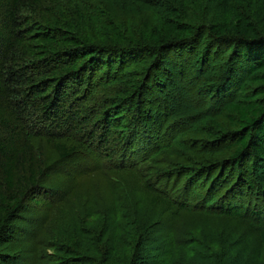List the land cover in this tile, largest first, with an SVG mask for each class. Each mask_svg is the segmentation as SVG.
I'll return each mask as SVG.
<instances>
[{"label": "trees", "instance_id": "obj_1", "mask_svg": "<svg viewBox=\"0 0 264 264\" xmlns=\"http://www.w3.org/2000/svg\"><path fill=\"white\" fill-rule=\"evenodd\" d=\"M195 2L209 8V23L194 24ZM178 3L179 9L151 16L128 33L122 17L102 0H0V263L7 261L1 249L25 210L55 209L46 188L52 179L48 153L67 159L84 147L116 174L135 172L137 156L146 151L160 153L150 130L156 111L145 103L150 85H169L173 67L167 60L188 48L198 32L223 47L220 62L237 60L243 82L236 94L225 96V89L229 100L219 112L225 123L214 119L203 130L223 149V159L205 168L221 167L235 178L232 185L221 182L219 173L210 179L208 191L222 183L229 187L203 210L223 207L218 215L232 220L253 213L240 205L264 181V0ZM162 70L161 79L156 75ZM154 190L167 208L186 210L165 182H155ZM255 216L264 248V208ZM153 221L130 223L134 243L128 252L115 250L110 264H150ZM63 248L53 264H100L95 253L82 255L89 249ZM153 264L169 262L156 255Z\"/></svg>", "mask_w": 264, "mask_h": 264}, {"label": "rangeland", "instance_id": "obj_2", "mask_svg": "<svg viewBox=\"0 0 264 264\" xmlns=\"http://www.w3.org/2000/svg\"><path fill=\"white\" fill-rule=\"evenodd\" d=\"M102 1L122 17L128 33L138 32L141 23L151 16L161 17L172 7L179 9V0ZM191 11L195 25L211 21L206 6L195 2ZM197 34L193 43L185 45L188 48L176 50L167 60L173 67L169 85L153 88L150 83L145 103L156 111L150 130L156 144L163 148L160 155L153 157L146 151L137 156L131 168L135 172L116 174L111 165L84 147L67 159L48 153L52 179L46 188L55 209L52 213L25 210L14 223L13 239L1 249L7 261L0 264H53L52 257L72 245L89 249L83 252L84 257L95 253L100 264H110L115 250L128 252L134 243L130 223L148 224L152 220L148 229L155 250L147 260L150 264L156 255L169 264L173 261L170 256L176 259L175 264H264V248L254 227L258 224L256 212L264 208V181L256 187L255 197L246 193L249 198L242 199L240 206L253 211L242 220L218 215L223 214L219 210L223 207L203 210L214 204L216 197H224L229 187L222 183L208 191L212 188L210 179L213 182L218 173L221 182L230 184L235 179L221 167L205 168L223 159V149L203 130L214 119L225 123L219 114L229 100L223 97L225 89V96L236 94L235 88L243 82L237 60L229 56L220 62L223 47ZM162 73L164 70L156 76L162 79ZM192 176L194 181L188 182ZM155 182L160 186L165 182L175 189L186 210L167 208L157 198ZM241 185L245 190L242 180ZM192 207H198L197 211L188 210ZM214 213L217 215H209ZM68 264L84 263L70 260Z\"/></svg>", "mask_w": 264, "mask_h": 264}]
</instances>
